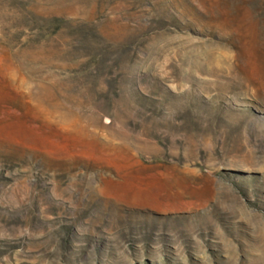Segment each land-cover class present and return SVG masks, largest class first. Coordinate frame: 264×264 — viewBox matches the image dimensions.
<instances>
[{
	"label": "rangeland",
	"instance_id": "rangeland-1",
	"mask_svg": "<svg viewBox=\"0 0 264 264\" xmlns=\"http://www.w3.org/2000/svg\"><path fill=\"white\" fill-rule=\"evenodd\" d=\"M0 264H264V0H0Z\"/></svg>",
	"mask_w": 264,
	"mask_h": 264
}]
</instances>
